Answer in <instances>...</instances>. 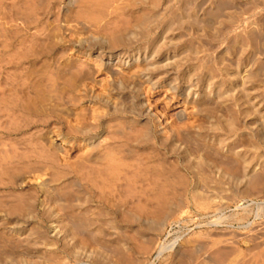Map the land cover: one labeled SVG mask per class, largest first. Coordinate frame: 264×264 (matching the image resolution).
<instances>
[{
	"label": "rangeland",
	"instance_id": "1",
	"mask_svg": "<svg viewBox=\"0 0 264 264\" xmlns=\"http://www.w3.org/2000/svg\"><path fill=\"white\" fill-rule=\"evenodd\" d=\"M0 264H264V0H0Z\"/></svg>",
	"mask_w": 264,
	"mask_h": 264
}]
</instances>
